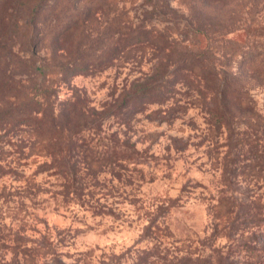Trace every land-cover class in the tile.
I'll list each match as a JSON object with an SVG mask.
<instances>
[{"label": "rangeland", "instance_id": "1", "mask_svg": "<svg viewBox=\"0 0 264 264\" xmlns=\"http://www.w3.org/2000/svg\"><path fill=\"white\" fill-rule=\"evenodd\" d=\"M201 51L200 73L237 72L249 91L242 150L185 84L134 115L110 111L136 78ZM71 101L110 112L76 135ZM74 140L68 176L60 148ZM240 204L264 214V0H0V264H264L262 223L229 235Z\"/></svg>", "mask_w": 264, "mask_h": 264}, {"label": "trees", "instance_id": "2", "mask_svg": "<svg viewBox=\"0 0 264 264\" xmlns=\"http://www.w3.org/2000/svg\"><path fill=\"white\" fill-rule=\"evenodd\" d=\"M119 51V47H113L112 51L107 53L106 56L101 58L97 62H88L86 66H76L71 69L70 75L84 74L90 72L91 66H101L114 59ZM170 56V54H168ZM208 59V53L205 51L191 52L189 55L183 56L178 59L180 64L170 70L155 69L152 75L145 77H138L128 88H125L113 109L118 115L129 114L134 115L140 111L145 110L150 104L166 101L168 98L175 95L179 84H185L190 86L193 90H196L206 101L210 120L217 127V129L224 130L226 132L227 145L234 147L236 150H242L246 145V133H242L239 128L240 122H249L252 119V114L255 112L252 99L249 95V91L246 88H241L237 85L239 83V75L237 72H224L220 77L213 70L208 69L206 72H199L200 66H207L212 61ZM210 65V64H209ZM215 69V68H214ZM79 98V97H78ZM72 108L65 106L63 108L64 118L66 124L74 134L78 135L82 131L91 127H99L102 119L110 111H97L79 108L78 101H71ZM178 109L173 107L172 110L167 111L169 114H173ZM89 112V113H87ZM160 110H152L150 116L155 119L168 120L169 117L166 114H161ZM32 122L44 127L45 120L42 116L33 115L30 117ZM245 120V121H244ZM90 125V126H89ZM254 144L253 141L249 142ZM78 141H72L70 144H64L60 148V152L63 153L61 166L67 167V175L77 176L78 164L68 154H72L73 149L78 147ZM122 157H128L126 154L121 153ZM228 203V202H227ZM228 213L233 212V208L227 210ZM235 216L230 218L229 221V235L231 236V229L237 232L243 225L257 220L264 225V214L262 217L254 215L252 212H248L243 205H239V209L235 212ZM258 222V223H259ZM246 249L257 257L261 254L256 252L257 247L244 244ZM264 251V245L262 246ZM207 264H221L220 261H214L211 258L203 259ZM223 264V263H222ZM227 264H236L235 260H227Z\"/></svg>", "mask_w": 264, "mask_h": 264}]
</instances>
